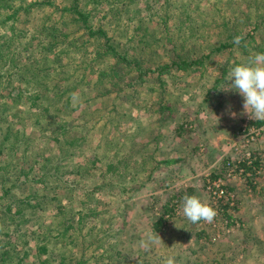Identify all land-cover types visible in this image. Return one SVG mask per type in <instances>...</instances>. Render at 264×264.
<instances>
[{
  "label": "rangeland",
  "instance_id": "1",
  "mask_svg": "<svg viewBox=\"0 0 264 264\" xmlns=\"http://www.w3.org/2000/svg\"><path fill=\"white\" fill-rule=\"evenodd\" d=\"M150 1L151 9L144 4L141 10L145 13L133 20L148 23L139 37L144 41L133 39L131 44L139 41L140 58L146 64H170L175 51L187 60L202 59V64L192 65L193 71L174 65L161 79L156 78V72L150 73L146 85H140L134 72L123 71L112 84H97L96 73L71 74V67L66 66L67 75L77 74L80 81L68 89L71 80L58 82L57 88L64 86L58 96L70 98L72 108L63 132L58 119L35 124L32 117L38 110L32 100L8 101L7 95L30 90L31 84L14 75L12 87L2 91L1 118L20 134L18 142L6 143L0 157L4 187L13 197L29 195L36 188L45 191L51 204L41 199L35 205L46 207L42 212L45 225L61 220L65 224L68 218L74 225L65 232V239L23 221L22 225L28 226L25 236L16 240L0 237L2 263L41 264L47 260L61 264L64 258L65 264H164L173 255L177 264H264V120L260 126L244 130L242 118L251 116L243 109V98L220 88L233 64L264 53V15L255 13L264 14V0ZM106 2L102 12L107 17H113L116 9L129 16L128 4ZM165 16L169 18L167 27L156 22ZM194 17L198 19L195 27L184 30L183 24L189 26L185 20ZM111 19L116 21L118 16ZM172 21L180 25H172ZM119 28L114 27L112 36L123 42L125 31ZM248 31H252L251 37L245 38ZM179 34L184 41L178 40ZM236 36L244 38L239 45L212 50ZM36 64L27 61L25 70ZM122 85L124 90L119 92ZM62 100H42L49 103L44 113L61 111ZM159 101L162 109L155 106ZM185 122L191 123L192 129L182 128L179 135L178 125ZM3 129L1 138L16 132ZM63 134L68 138L63 139ZM252 152L260 164L257 172L249 175L250 183L235 173L234 160ZM211 174L220 175V183H226L230 195L235 194L237 208L229 209L237 219L235 224L221 216L192 224L182 214L180 200L185 194L198 195L215 208L216 186H205L208 179L217 180L211 179ZM39 177L50 181L46 189L37 181ZM4 187L0 183V204L8 200ZM164 201L176 203L174 214L155 231L154 222ZM199 229L203 232L197 235ZM37 243L49 244L48 253H38Z\"/></svg>",
  "mask_w": 264,
  "mask_h": 264
},
{
  "label": "trees",
  "instance_id": "2",
  "mask_svg": "<svg viewBox=\"0 0 264 264\" xmlns=\"http://www.w3.org/2000/svg\"><path fill=\"white\" fill-rule=\"evenodd\" d=\"M121 1L124 6L128 4L129 16H126V13L123 14L121 9H116L114 11L115 14L112 13V15H114L113 17H107L105 12H102V10H106V6L108 5L106 0H86V3L82 0H0V96L3 95L2 91L4 89L12 87L14 75H17V77L24 80L25 83L31 84L32 87L27 91L19 89L15 95H7L8 101L21 103L20 100L25 102L32 100L34 110H38L34 116L32 115L35 124L39 126L42 124L43 120L50 122L54 119L53 122H56L58 119V128L63 132L67 129V126H65V119H67L66 117H68L70 114L69 111H71L72 108L70 107V98L62 100V98L58 96V92H60V89L64 88V86L57 88V85L59 80L64 82L71 80V83H67V89L70 86L71 88L77 87L80 77H76L77 74L73 77L71 74L79 73L80 71H86L87 74L96 73L97 84H107L108 82L112 84L115 78L123 73V71H131L137 76L136 78L139 80L140 85H146L149 80V74L152 72H156V78L161 79V76L168 73L174 65L182 70L190 68L193 71L195 69V67H192L193 64L203 63L202 59L194 57L187 60L182 57L178 51H175L174 48L175 53L170 64H162L160 62H156L154 65L146 64V61L140 58L139 41L144 40L143 37L140 39L139 37L141 36V31L147 29L148 23H136V21L133 22V20L134 17H141L143 13H145L141 10L144 4H147V7L144 8L151 9L149 6L152 7L151 4L153 2L150 0ZM133 4H139V6L134 8ZM161 11H163V9ZM131 13H136L137 15L134 16L131 15ZM255 13L258 14L259 17L260 15H264L261 14L259 10L255 11ZM163 15H166V13ZM167 15H169V13ZM115 16H118V19L113 21L111 18ZM166 16L165 19L161 20L162 22H160V20L156 22L159 23V25L169 26V18ZM197 20L198 19L195 17L189 21L186 19L185 23L189 26L184 27L183 25L185 24H183L182 28L186 31H190L192 26L195 27ZM138 22L143 21L139 20ZM191 22H193V25H190ZM261 23L262 21L260 20L258 24ZM133 24L135 25L131 28ZM171 24L175 26L180 25L176 24L174 21H172ZM114 27H120L119 30L125 31V33L121 35L125 41L114 40L112 36ZM251 34L252 31H248L244 37L250 38ZM178 36L180 42L184 41L182 34ZM133 39H138L139 41L134 40L135 42L132 45L131 41ZM242 39L244 38L242 37ZM232 45L233 40L228 44L221 42L217 46H214L212 50L220 52L222 48L227 47V49H230ZM20 59L22 60L20 61ZM27 61L37 64L34 65V67H30L29 71H26L25 66ZM66 66L71 67L69 68L72 72L70 75H67L69 72L64 68ZM24 73L26 75H24ZM81 75L83 78L84 74ZM50 81H55L51 87L49 86ZM83 84L84 83L81 85ZM67 89L65 91H67ZM213 89H217V87H213ZM118 90L119 92L123 91L124 86L122 85ZM50 92L53 93L50 94ZM53 98H57L59 101L62 100V113L56 110V113L49 111L50 113L45 114L44 111L47 110L46 112H48L49 103L44 104L43 101L49 100V102H52ZM1 105L2 103H0V106ZM155 106L157 109H162L160 101L159 104L155 103ZM37 107H40V110ZM1 116L2 111L0 108V119H2ZM242 120L245 121L244 130H247L250 126L253 128L258 127L263 123V120L254 119L253 117H245L242 118ZM191 126L189 122L178 125V134L180 135L183 132H181L182 128L191 130ZM2 129L3 131L10 129L9 126L4 124L3 119L2 123H0V131ZM11 131H16L14 132V136L7 134L3 138L0 137V157L5 154L6 143H15L20 139L19 131L16 129ZM10 137H13V140L10 139ZM64 138L66 139L68 136H64L63 134V139ZM81 140L83 139L79 141ZM58 143L60 144L61 142L58 141ZM95 162L96 160L94 159V161H92L94 165L91 164V168L95 166ZM234 162L236 164L234 168L235 173L238 174L240 178L249 179L248 182L252 183V178L250 179L249 175L254 174L260 164L257 155L252 152V154L234 160ZM107 164L109 166L111 165L110 162ZM128 164L130 163L128 162ZM211 176V179H219L220 177V175L216 174H211ZM5 180L6 179H0V183L3 187ZM26 180L31 181L29 179ZM37 181L44 189H46L50 182L48 179L42 177H39ZM206 184L207 182H205V186ZM37 185L40 186L39 184ZM41 186L39 188H41ZM220 187L224 188V191L223 195L218 197L214 202L216 210L215 217L221 216L222 219H226L229 224H235L237 219L232 218V214L229 213V209L237 208V202L234 200L235 194L230 195L226 188V183H221ZM8 189V187H4V190L2 189L3 195L8 196V200L0 204V237L3 235L12 236V239L16 240L19 239V236H25L28 226H23V221H25V223L30 222L29 224L31 226L36 227L42 232H54L53 236L56 237H64L67 229L73 228L72 226L74 225L70 224V218L66 219L68 222L65 223L68 227H64L65 224L62 220L59 221V223L55 222L52 225H45L42 212L46 207L43 205L35 207V205L40 204L39 200L41 199L46 202V205L51 204L45 191L40 192V189L36 188L29 195L13 197L9 196L10 190ZM175 195L178 196L179 194ZM32 201L35 203H31ZM175 204L174 202L169 203L168 201H164L162 213L158 215L154 222L155 231L174 214ZM30 211H32V213H29ZM89 213L90 212H88V214ZM35 215H38V217H34ZM31 216H33V219H31ZM239 220L240 219H238V221ZM58 225L63 227L62 231H58ZM201 229L196 231L197 235L203 232ZM64 238L66 239L67 235ZM48 245H38L37 243L36 247L38 253H48ZM2 254L6 256L7 252L3 251ZM0 259H2V257H0ZM61 261V264H65L64 258ZM0 262L4 264L1 260ZM15 264L20 263L16 262ZM41 264L50 263L44 260ZM109 264H113L112 261H110Z\"/></svg>",
  "mask_w": 264,
  "mask_h": 264
},
{
  "label": "clouds",
  "instance_id": "3",
  "mask_svg": "<svg viewBox=\"0 0 264 264\" xmlns=\"http://www.w3.org/2000/svg\"><path fill=\"white\" fill-rule=\"evenodd\" d=\"M241 40V36H236L233 43L239 45ZM220 88L239 93L243 98V109L251 117L264 120V53L233 64ZM73 99H76L75 96ZM231 115L235 116L236 113L232 112ZM181 209L183 216L192 224L201 220L212 222L216 216L215 208L195 194L182 197ZM164 264H177L175 256H168Z\"/></svg>",
  "mask_w": 264,
  "mask_h": 264
},
{
  "label": "built area",
  "instance_id": "4",
  "mask_svg": "<svg viewBox=\"0 0 264 264\" xmlns=\"http://www.w3.org/2000/svg\"><path fill=\"white\" fill-rule=\"evenodd\" d=\"M213 185L216 186V189H215V192H214L215 195L213 194V198L217 199L218 197L223 195L224 189L222 187H220L221 183H220L219 179H217V180L208 179L206 187L208 189H210V187H213Z\"/></svg>",
  "mask_w": 264,
  "mask_h": 264
},
{
  "label": "crops",
  "instance_id": "5",
  "mask_svg": "<svg viewBox=\"0 0 264 264\" xmlns=\"http://www.w3.org/2000/svg\"><path fill=\"white\" fill-rule=\"evenodd\" d=\"M257 172V171H256Z\"/></svg>",
  "mask_w": 264,
  "mask_h": 264
}]
</instances>
